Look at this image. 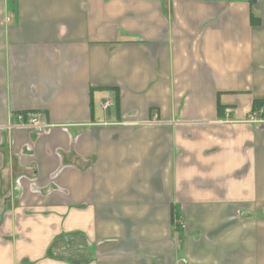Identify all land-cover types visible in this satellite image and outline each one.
Returning <instances> with one entry per match:
<instances>
[{"label":"crops","instance_id":"obj_1","mask_svg":"<svg viewBox=\"0 0 264 264\" xmlns=\"http://www.w3.org/2000/svg\"><path fill=\"white\" fill-rule=\"evenodd\" d=\"M256 101L264 0H0V264H264Z\"/></svg>","mask_w":264,"mask_h":264},{"label":"built area","instance_id":"obj_2","mask_svg":"<svg viewBox=\"0 0 264 264\" xmlns=\"http://www.w3.org/2000/svg\"><path fill=\"white\" fill-rule=\"evenodd\" d=\"M111 106L110 102L104 104L105 108ZM17 123L10 124L7 128L9 130L27 129L35 133H42L48 129L49 124L40 116L33 113H20L16 116ZM248 123H257V112L252 113L247 121Z\"/></svg>","mask_w":264,"mask_h":264},{"label":"trees","instance_id":"obj_3","mask_svg":"<svg viewBox=\"0 0 264 264\" xmlns=\"http://www.w3.org/2000/svg\"><path fill=\"white\" fill-rule=\"evenodd\" d=\"M263 104H264L263 102H260V101L257 102V101H256V102H255L256 109H257V108H260V106H263Z\"/></svg>","mask_w":264,"mask_h":264}]
</instances>
